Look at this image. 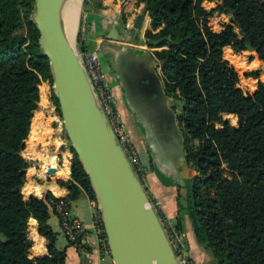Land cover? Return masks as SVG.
<instances>
[{"label":"trees","instance_id":"16d2710c","mask_svg":"<svg viewBox=\"0 0 264 264\" xmlns=\"http://www.w3.org/2000/svg\"><path fill=\"white\" fill-rule=\"evenodd\" d=\"M33 1L0 0V264H64V249L56 248V233L47 222L52 202L82 193L94 198L70 146L69 175L52 162L51 178L61 196L44 191L23 198L16 189L28 167L21 151L27 152L46 87L40 81H52L32 21ZM213 1L204 9L202 0H135L149 17L143 38L158 62L164 93L180 100L175 118L183 157L195 171L184 182L194 237L209 250L213 264H264V82L261 70L234 68L222 56L225 46L234 53L245 50L247 39L264 62V0ZM213 13L228 17L218 32L208 25ZM75 40L84 51L79 31ZM50 97L59 112L52 92ZM221 114L236 115L237 126ZM62 135L67 140L63 129ZM31 188L23 186V192H40ZM30 218L44 239L35 250L27 240ZM75 240L86 249L81 235ZM173 250L178 256L179 246Z\"/></svg>","mask_w":264,"mask_h":264},{"label":"crops","instance_id":"0c3cea01","mask_svg":"<svg viewBox=\"0 0 264 264\" xmlns=\"http://www.w3.org/2000/svg\"><path fill=\"white\" fill-rule=\"evenodd\" d=\"M142 11L144 13L140 28L136 29L133 24L136 16ZM224 16L228 18L227 15ZM226 22L227 20L224 23ZM148 26L149 17L142 3H136L135 0H88L80 11L74 36L76 39V33L79 31L83 47L97 52L103 79L112 89L119 116L142 157L141 161L148 166L143 186L158 215L173 227L183 257L188 259V264H213L209 250L196 241L185 211L184 182L192 177L195 171L190 163L184 160L183 151L178 146L181 143V126L175 116L179 112L180 100L174 95L164 93L158 62L152 54V48L146 46L143 38ZM221 29L222 27L214 32ZM225 50L234 54L229 46H225L222 53ZM119 65L128 68L130 78L127 77L123 81L116 74L114 68ZM40 84L47 86L48 82L40 81ZM42 120L39 115L34 122L40 124L37 127L33 125L29 135L26 152L29 156L26 160L28 167L20 188L23 198L29 195L40 197L44 191H49L54 197L63 194L54 179L42 180L36 175L38 158L46 160L47 154L44 151H36V144L34 146L33 143L40 139L38 130L43 127ZM40 134L45 141L51 143L49 149H54L52 151L56 155L58 167L63 174L68 175L72 154L68 141L62 135V129L49 125L48 134L42 130ZM32 144L33 154L29 152ZM31 157L33 162L30 161ZM28 185L36 191L39 189L40 192L24 193L23 186L26 188ZM88 199L90 198L82 193L75 200L67 201L70 213L85 223L90 215ZM29 220L31 226L27 238L31 240L32 250H35L43 246L44 239L36 231V221L32 218ZM47 222L56 233V248L64 249V264H113L109 255L98 253L95 238L91 233L82 235V243L86 249L85 253L80 255L77 247L65 239L57 216L49 214Z\"/></svg>","mask_w":264,"mask_h":264},{"label":"water","instance_id":"95a60500","mask_svg":"<svg viewBox=\"0 0 264 264\" xmlns=\"http://www.w3.org/2000/svg\"><path fill=\"white\" fill-rule=\"evenodd\" d=\"M62 1L71 0H34L32 21L49 64L51 92L58 103L62 129L98 203L109 256L113 264H180L144 186L112 132L76 50L62 30L58 19ZM143 13L136 16L134 28H140ZM245 50L255 53L247 39ZM114 69L123 81L130 78L126 66ZM178 146L182 150V144ZM54 171L47 169L50 175Z\"/></svg>","mask_w":264,"mask_h":264},{"label":"built area","instance_id":"2783aa9c","mask_svg":"<svg viewBox=\"0 0 264 264\" xmlns=\"http://www.w3.org/2000/svg\"><path fill=\"white\" fill-rule=\"evenodd\" d=\"M75 50L84 74L102 108V111L112 129L114 136L117 139V142L119 143L127 161L132 167L138 180L142 185H144L146 175L148 173V166L141 161L139 152L134 145L131 135L119 116V113L114 104L112 89L110 85L103 79L101 63L97 52L95 50L88 49L81 51L78 48L77 44ZM38 146L40 147L39 143L36 144L37 149ZM48 147H50V145H48ZM39 150L42 149L39 148ZM52 150L54 149H49V154L53 155V162L58 167L56 155L53 154ZM25 157L29 158L27 154H25ZM38 160L39 163L37 166V177L41 178L42 180L50 179L55 174V171L52 175H50L47 172V169L49 167L55 169V167L52 165V163H44L40 159ZM87 204L90 209L89 220L87 223L72 215L69 211L67 202L63 200L52 202V212L58 218L59 225L65 239L71 244L78 245L77 249L80 255H83L85 253V249L81 244H77L75 239L78 235L82 236L86 232L91 233L95 238L96 250L98 251V253L100 255H109L106 236L98 209V203L95 198H90L88 199ZM158 218L170 244L173 247L177 242L173 227L169 223H167L160 215H158Z\"/></svg>","mask_w":264,"mask_h":264},{"label":"rangeland","instance_id":"374dc122","mask_svg":"<svg viewBox=\"0 0 264 264\" xmlns=\"http://www.w3.org/2000/svg\"><path fill=\"white\" fill-rule=\"evenodd\" d=\"M82 1L83 0L80 1V6H79V10H78V15H77V23H78V20H79L80 11H81V9L84 6V5H82ZM214 4H215V1H213V0L212 1L202 0V2H201V5H202V7L204 9H209L212 6H214ZM226 20L227 19H226V17L223 14L213 13L212 16L209 17V19H208V25H209V27H210V29L212 31H217L220 27H222V25L224 24V22ZM71 44L74 47V49H76V44L77 43H76V40H75V36H73ZM233 55H234L233 58L230 57V52L226 51V50L223 51V53H222L223 58L226 59L234 68H237V69H240V70H245V71H253V70H256V69L261 70L260 79L262 80V82H264L263 62L257 60V58L255 56V53H253V51L243 50V51H240L238 53H234ZM42 85H45V84H42ZM244 85L249 91L252 90V88H251L252 85L250 83L246 82ZM249 85H251V86H249ZM51 86H52V84L48 83V85L45 88L42 89V91H41L42 94L40 93V99L38 100L37 108L35 110L37 112H36V118L34 120H36L39 117V115L42 116V119H43V121H42V126H43L42 131L44 130L43 131L44 133H48L47 131H48V126L49 125H51L52 127L59 126L62 129L61 118H60L59 112L56 110L55 105L52 102L51 97H50L51 96ZM39 87H38V89L40 91ZM44 96H45V98H44ZM43 99H45V101H43ZM178 104L180 106V102L179 101H178ZM221 119L227 120L228 123L231 126H233V127L237 126V124H238L236 115H235V117H231V116L226 115V114H221ZM37 123L39 124V122H37ZM33 125L35 126V122H34V124H32V126ZM35 129L36 128H34V130ZM40 133H39L40 139L39 140L36 139L35 142H34V144L39 143V145H40V147L38 146V149H36V151L42 152V150H43L45 153L49 154L48 145H50L51 143L48 140L45 141V138L41 137ZM28 146H29V137H28L27 147ZM39 148H41L42 150H39ZM45 148H47V149H45ZM24 150H25V148L22 150L21 155L23 156V158L25 160H28L29 158H25L24 157L25 154H27V153L24 152ZM30 153L31 154L34 153V148H33V150ZM38 156H39V154H38ZM38 156H37V158H38ZM139 157L142 159V157L140 155H139ZM31 159L32 160H30V161L33 162V157H31ZM45 161L52 163L53 159L52 160L47 159ZM30 226H31V222H30V220H28V230L29 231H30ZM32 234L34 235V232H32ZM74 245L77 247L76 244H74ZM177 246H179L178 242H176L173 247H177ZM177 258H178L180 264H188L189 263L188 259H185L183 257L182 251H180V247H179V254H178Z\"/></svg>","mask_w":264,"mask_h":264},{"label":"bare ground","instance_id":"6f19581e","mask_svg":"<svg viewBox=\"0 0 264 264\" xmlns=\"http://www.w3.org/2000/svg\"><path fill=\"white\" fill-rule=\"evenodd\" d=\"M80 1L81 0H71L70 2L62 1L58 6V19L60 21V25L62 27V30H63L66 38L68 39V41L70 43H71L72 38L74 36L76 25H77V15H78V10H79V6H80ZM44 98H45V96H44ZM43 101H45V99H43ZM33 121H35V120H33ZM37 125H38V123L36 122L35 127H37ZM42 129H43V127L38 130V133H40ZM31 130H32V125H31ZM46 134H48V133H46ZM34 146H35V144H34ZM34 146L33 145L30 146V148H29L30 152L33 150ZM45 159L46 160L50 159V154L47 153ZM41 161L44 162L45 160H41ZM44 163H49V162L45 161ZM52 165L55 167L54 164H52ZM34 190H35V188H34Z\"/></svg>","mask_w":264,"mask_h":264}]
</instances>
